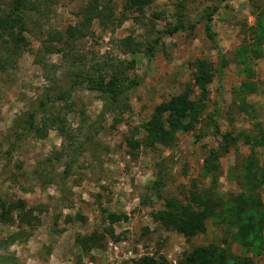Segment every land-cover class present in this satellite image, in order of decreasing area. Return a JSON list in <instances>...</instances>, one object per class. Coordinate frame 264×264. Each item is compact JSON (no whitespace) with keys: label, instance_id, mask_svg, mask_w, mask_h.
Instances as JSON below:
<instances>
[{"label":"rangeland","instance_id":"374dc122","mask_svg":"<svg viewBox=\"0 0 264 264\" xmlns=\"http://www.w3.org/2000/svg\"><path fill=\"white\" fill-rule=\"evenodd\" d=\"M89 1L50 0L43 5L42 15L34 14L25 33L28 48L21 49L9 68L0 70V256L14 264H75L78 260L81 264H136L144 257L159 256L168 264H178L184 253L206 245L235 256H251L233 241L234 230L217 225L212 218L206 221L204 234L187 241L155 223L151 213L163 208L164 198L188 202L191 197H203L213 177L204 166L209 151H220L226 133L254 136L257 125L264 126V45L263 56L251 64L256 90L242 94V99L237 90L245 80L243 68L232 61L237 48L251 42L264 0H183L184 9L179 11L180 0H152L140 22L134 20L137 13L125 11V0H99L114 10L116 22L104 29L95 20L74 48L87 62H134L126 75L137 78L139 85L128 93L127 108L122 115L116 111L100 116L102 96L78 87L67 103L70 111H65L72 143L53 129L42 139L23 134L15 122L37 109L44 94L65 77L68 65L61 53L66 49L59 38L68 26L85 22L80 13ZM214 7L218 9L211 25L231 62L208 87L195 130L177 133L170 147L145 148L143 124L156 105L192 86L193 63L205 59L218 66L204 19L207 8ZM177 12L186 30L162 34L178 23ZM127 37L141 44L140 53L122 51L120 42ZM149 44L154 50L147 58ZM198 95L195 90L193 98ZM57 104L62 106L63 101ZM42 116L38 112L37 121ZM210 116L215 117L212 123ZM128 140L137 147L131 149ZM248 154L249 147L237 141L220 157L215 184L219 193L239 192L236 179ZM258 159V168H264V149L258 150ZM161 170L167 173L163 191L149 193L147 185ZM229 171L234 175H228ZM259 195L264 209V185ZM105 212L127 217L112 226L113 237L106 232ZM93 233L105 238L84 253L75 238ZM254 260L264 264V250Z\"/></svg>","mask_w":264,"mask_h":264},{"label":"trees","instance_id":"16d2710c","mask_svg":"<svg viewBox=\"0 0 264 264\" xmlns=\"http://www.w3.org/2000/svg\"><path fill=\"white\" fill-rule=\"evenodd\" d=\"M50 0H0V70L9 68L10 63L21 49L28 48L29 44L25 33L32 23L34 14L42 15L43 7L47 6ZM185 1V0H184ZM221 2L223 0H220ZM152 3V0H125V11L137 13L134 20H143L144 9ZM44 5V6H43ZM43 6V7H42ZM178 11L184 9L183 0L177 2ZM217 7L207 8L204 12L205 33L213 43L218 58V66L206 61L197 59L193 63V83L186 85L183 92L163 101L154 107L153 113L142 129L145 136L142 145L145 148L154 149L160 145L170 147L175 141L177 133L190 132L195 130L203 116V98L208 93V87L213 82L216 74L221 75L223 69L229 65L225 53L219 47L216 34L212 28L211 21ZM80 15L85 22L75 26H68L65 36H60L65 51L61 58L67 62L68 70L65 77L52 90L44 94L39 101L37 109L23 113L15 122L16 129L23 134L32 135L35 138H45L47 132L55 130L58 135L69 143L74 140L72 129L66 120L67 104L72 93L78 87H85L89 91L98 92L103 98V106L100 116L107 112L118 111L119 115L127 108V95L139 85L137 78H130L126 75L128 70L133 69L134 62L129 63L116 61H94L87 62L86 57L75 50L77 41L83 39L88 33V25L97 20L104 29L109 24L116 22L114 10L99 0H90L81 10ZM178 23L166 29L162 34L173 35L186 30L183 16L177 12ZM161 18L159 13L153 14ZM194 25H190L192 28ZM251 31V42L237 48L233 57L237 65H240L242 74L245 77L240 88L238 97L242 94L253 93L256 90L254 70L251 67L252 61L263 56L264 45V11L258 16L256 27ZM161 38H158L160 40ZM120 48L125 54L135 55L141 52V44L127 37L120 42ZM154 46L149 44L145 48L144 55L147 58L152 56ZM198 90L199 95L193 98L194 91ZM51 91L53 93L49 94ZM63 101L62 106L57 102ZM241 102H244L241 100ZM43 114L41 120L37 121L38 112ZM70 111V110H69ZM214 116L209 117V122H214ZM119 121L118 119L116 120ZM258 133L249 135L238 133H226L222 136L220 151L210 150L205 161L206 173H212L211 187L203 197H191L188 202H182L176 198H164L163 208L151 213L152 220L167 231L181 235L185 240H191L206 232V221L214 219L217 225H223L229 230H234L233 241L245 253L251 252V256H235L229 251L214 245L198 246L191 252L184 253L178 260V264H255L254 258L264 250V209L259 195V190L264 185V168H258V150L264 149V126L257 125ZM237 141L249 147V154L242 167V173L236 179L239 192L223 195L215 189L216 176L219 170L218 160L228 153L230 147ZM127 145L131 149L137 147V143L128 140ZM84 144V143H83ZM68 173V168L64 174ZM220 173V172H219ZM228 175L233 176L230 171ZM167 180V173L161 170L156 180L147 185V191L160 195ZM4 205V204H3ZM23 207V204L20 205ZM106 213L105 222L108 224L107 235L113 237V225L126 221L124 214ZM82 219V218H81ZM105 236L93 233L89 236L78 235L75 243L84 253H88L96 245H100ZM0 264H14L8 257L0 256ZM75 264H81L80 260ZM136 264H168L164 257H144Z\"/></svg>","mask_w":264,"mask_h":264}]
</instances>
